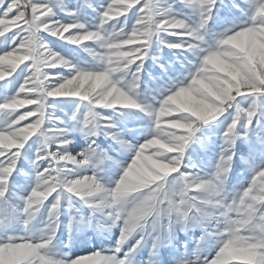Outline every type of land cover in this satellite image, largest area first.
<instances>
[{
    "label": "snow or ice",
    "instance_id": "snow-or-ice-1",
    "mask_svg": "<svg viewBox=\"0 0 264 264\" xmlns=\"http://www.w3.org/2000/svg\"><path fill=\"white\" fill-rule=\"evenodd\" d=\"M220 19L231 27L209 43ZM45 34L95 66L53 51ZM156 44L184 56L179 70L158 63ZM0 45V83L23 76L0 100V264H137L145 251L139 264H264V0H0ZM149 59L163 73L151 102ZM62 101L75 102L71 115L55 114ZM125 113L148 121L135 143L117 131ZM213 128L210 170H190L189 149ZM114 228V246L72 254L73 231Z\"/></svg>",
    "mask_w": 264,
    "mask_h": 264
},
{
    "label": "rangeland",
    "instance_id": "rangeland-1",
    "mask_svg": "<svg viewBox=\"0 0 264 264\" xmlns=\"http://www.w3.org/2000/svg\"><path fill=\"white\" fill-rule=\"evenodd\" d=\"M70 3H75V0H68ZM177 2V0H157V3L161 6H167L168 4H173ZM92 3H96V0H92ZM177 10H181L182 6L179 4H175ZM90 15H94L88 10ZM224 13L221 10V17H223ZM225 27H231V24H226L223 19L216 21L215 24L210 22L209 24V35L206 39L209 43L214 42L215 34L224 31ZM11 34H9L10 36ZM45 40H47V36L45 34ZM53 44L59 47V51L70 59L73 60L74 63H78L81 66H95V63L92 57L83 49L77 48L73 45L70 47L62 46L59 41H53ZM3 45H0L2 47ZM161 53L163 55L162 59L158 58V54ZM152 55L158 58V63L164 65L166 68L171 65L172 69L179 70L180 61L184 60V56L181 55L179 59L176 58L175 51H169L168 49H161L159 44L154 45L152 50ZM190 58V57H189ZM163 73L160 67L157 66V62L149 59L145 63V72L143 75V83L141 85V91L145 97L149 98L151 102V97L157 95V90L161 87L162 84ZM15 87L12 86V82L10 84L9 81H5L0 84V100H3L5 96H11L15 92ZM73 101H62L56 102V112L55 114L58 116H64V113L71 115L74 108ZM27 109H20L19 111L23 112ZM141 116L139 113H125L124 115H117L115 117L117 121V131H119L123 138L135 143L137 138L142 139L140 133L143 127L148 123L146 119L138 118L134 119L135 116ZM26 123V122H24ZM125 127V129L123 128ZM124 133H123V132ZM216 129L207 130L203 136H201V143L194 144L188 151V158L185 163L190 166H195L194 168H190V170H203L209 171L211 164L214 162L215 153L218 152V138L215 135ZM132 134V135H131ZM76 141L75 150L79 151L83 146H85V141L79 134L74 136ZM97 143L100 145L102 149L107 151L109 155H111L114 159L121 161L122 163L126 162L129 154L120 149L119 145L114 143L110 139H106L101 136L97 140ZM36 146H33V153H35ZM106 170H110L107 172L108 175L115 177L119 173V169L112 166L110 163L104 165ZM239 168V164L236 165ZM84 215H89V211L87 209L84 210ZM61 228L57 232V251L67 252L68 248H65L64 245L69 243V231L67 229V224L69 222V215L66 213L61 217ZM195 235H199L197 231ZM119 236V229L114 228L111 234L105 232L100 234L93 230L73 231L71 234V252L73 255L83 254L84 252L92 251L93 249L98 248H110L114 246L116 239ZM181 239H184L181 236ZM147 259V251L142 253V257L137 258V264H139L140 259Z\"/></svg>",
    "mask_w": 264,
    "mask_h": 264
},
{
    "label": "bare ground",
    "instance_id": "bare-ground-1",
    "mask_svg": "<svg viewBox=\"0 0 264 264\" xmlns=\"http://www.w3.org/2000/svg\"><path fill=\"white\" fill-rule=\"evenodd\" d=\"M53 41H59V40H56V39L53 38V37H48V36H47V40H46V42L48 43L49 47H50L53 51H55V52L61 54L62 56H64L65 58H67V59H69V60H71V61L73 62V60L70 59V57L65 56L64 54H62V53L59 51V47L55 46V45L53 44ZM59 43H60L62 46H67V47H70V46H71V45H69V44L64 43L63 41H59ZM175 55H176V58L179 59V57H180V52H179V51H175ZM162 57H163V55H162L161 53H159V54H158V58L162 59ZM73 63H74V62H73ZM76 63H77V62H76ZM77 64H78V63H77ZM22 66H23V65H21V67H22ZM49 71H52V70H49ZM57 71H62V70H57ZM8 81L10 82V84H11V82H12V86L15 87V89H16V88L19 87V84L23 82V76L18 72L15 76L11 77ZM0 84H1V83H0ZM23 109H26V108H23ZM138 118H140V116L136 115L134 119H138ZM123 128L125 129V127H123ZM122 132H123V131H122ZM123 133H124V132H123ZM131 135H132V134H131Z\"/></svg>",
    "mask_w": 264,
    "mask_h": 264
}]
</instances>
